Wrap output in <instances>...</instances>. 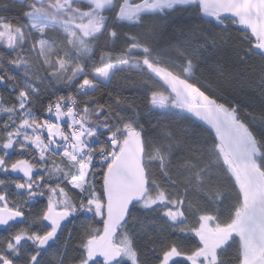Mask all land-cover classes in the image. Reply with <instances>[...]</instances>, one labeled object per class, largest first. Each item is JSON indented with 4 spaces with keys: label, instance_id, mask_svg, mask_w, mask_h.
Here are the masks:
<instances>
[{
    "label": "snow or ice",
    "instance_id": "1",
    "mask_svg": "<svg viewBox=\"0 0 264 264\" xmlns=\"http://www.w3.org/2000/svg\"><path fill=\"white\" fill-rule=\"evenodd\" d=\"M0 85V264H264V0H0Z\"/></svg>",
    "mask_w": 264,
    "mask_h": 264
},
{
    "label": "trees",
    "instance_id": "2",
    "mask_svg": "<svg viewBox=\"0 0 264 264\" xmlns=\"http://www.w3.org/2000/svg\"><path fill=\"white\" fill-rule=\"evenodd\" d=\"M20 6L17 4L16 6L12 7L9 9V11L7 12L8 15L11 16H15L18 15V8ZM170 21L172 22V24H174L175 27H179L181 24L184 23L185 17L183 15H180L179 13L174 14L171 18H169ZM169 32H171V25L169 26ZM203 67V72L197 73L196 78L198 80H204L205 82H207L209 77H212L213 80L216 79L212 67L211 66H202ZM122 82V81H121ZM192 82H196V80H193ZM134 83V82H129ZM117 82L114 81L113 85L110 87H104L102 86L99 90H97L94 93V96L96 97V99L100 102V103H104L105 100L107 99V93L110 91H113V89L115 88L116 91H120V89L116 86ZM59 87V86H58ZM219 94L222 97V100L226 101V100H234L238 97H242L245 99H248L250 96H253V93L251 92L250 89H248V87L246 85H237L233 82H230L228 80H221L219 81ZM67 89H60V92L58 94H67ZM72 91H74V89H72ZM0 93H3L5 97H7L8 95V91L7 89H5V87L3 85H0ZM124 96H129L132 97L133 95L138 97V93L134 94L129 88H125V90H123V92L121 93ZM259 94L258 92H256L254 94V98H255V103H256V110H259V98H258ZM83 99H87V97H84ZM45 103H47V100L44 101ZM139 102V101H138ZM37 107H39V105H37ZM151 119V123H147L146 121ZM163 119V118H161ZM142 123H145V128L147 129V134L149 136H154L156 134V132L161 131L165 128H184V129H189L191 130V123L185 122L183 120H176L174 118H169V119H163L162 125L160 129H156L155 131H153L152 125L156 123V118H149L146 117L145 121H142ZM198 123V122H197ZM206 135V133H205ZM93 226H100V225H96L94 224ZM69 227L71 228V224L69 225ZM190 241L192 243H195V238H189Z\"/></svg>",
    "mask_w": 264,
    "mask_h": 264
},
{
    "label": "flooded vegetation",
    "instance_id": "3",
    "mask_svg": "<svg viewBox=\"0 0 264 264\" xmlns=\"http://www.w3.org/2000/svg\"><path fill=\"white\" fill-rule=\"evenodd\" d=\"M6 231L4 229H0V235H6Z\"/></svg>",
    "mask_w": 264,
    "mask_h": 264
},
{
    "label": "water",
    "instance_id": "4",
    "mask_svg": "<svg viewBox=\"0 0 264 264\" xmlns=\"http://www.w3.org/2000/svg\"><path fill=\"white\" fill-rule=\"evenodd\" d=\"M198 122V121H197ZM199 123V122H198ZM0 229H4V227L3 226H0Z\"/></svg>",
    "mask_w": 264,
    "mask_h": 264
},
{
    "label": "rangeland",
    "instance_id": "5",
    "mask_svg": "<svg viewBox=\"0 0 264 264\" xmlns=\"http://www.w3.org/2000/svg\"><path fill=\"white\" fill-rule=\"evenodd\" d=\"M174 15V14H173Z\"/></svg>",
    "mask_w": 264,
    "mask_h": 264
}]
</instances>
